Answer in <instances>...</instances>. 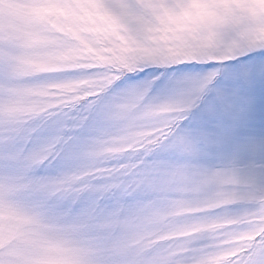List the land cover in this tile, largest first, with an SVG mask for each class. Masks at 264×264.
I'll list each match as a JSON object with an SVG mask.
<instances>
[{
	"label": "clouds",
	"instance_id": "obj_1",
	"mask_svg": "<svg viewBox=\"0 0 264 264\" xmlns=\"http://www.w3.org/2000/svg\"><path fill=\"white\" fill-rule=\"evenodd\" d=\"M224 17L234 39L264 37V0H0V264H249L264 248V163L200 164L177 132L207 75L118 86L186 62L171 53Z\"/></svg>",
	"mask_w": 264,
	"mask_h": 264
},
{
	"label": "rangeland",
	"instance_id": "obj_2",
	"mask_svg": "<svg viewBox=\"0 0 264 264\" xmlns=\"http://www.w3.org/2000/svg\"><path fill=\"white\" fill-rule=\"evenodd\" d=\"M238 23L228 17L214 21L207 36L193 37L192 42L182 44L187 50L171 53L186 62L167 65L169 61L162 58L161 65H148L129 73L118 86L150 82L151 92L158 94L167 91L176 78L203 77L216 72L177 132L196 144L200 164L221 166L235 160L242 167L254 169L264 163V51L251 50L264 47V37L251 33L239 41L234 39L231 32ZM198 48L226 49L234 54L229 60L216 61L228 57H201ZM176 155L164 154L172 159ZM52 171L42 167L38 174Z\"/></svg>",
	"mask_w": 264,
	"mask_h": 264
},
{
	"label": "snow or ice",
	"instance_id": "obj_3",
	"mask_svg": "<svg viewBox=\"0 0 264 264\" xmlns=\"http://www.w3.org/2000/svg\"><path fill=\"white\" fill-rule=\"evenodd\" d=\"M251 51H264V47H256L253 48ZM250 52V51H248ZM152 65V64H149ZM148 66V65H147ZM144 66H141L140 68L136 69V71L142 70ZM216 72L209 73L206 78L204 83L205 84H210L215 76ZM201 91H204V87L202 86ZM183 138H181L182 140ZM250 255L248 256L249 264H264V248H258L257 251L253 252L251 249L249 250Z\"/></svg>",
	"mask_w": 264,
	"mask_h": 264
}]
</instances>
